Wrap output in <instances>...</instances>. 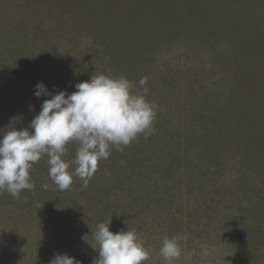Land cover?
Returning a JSON list of instances; mask_svg holds the SVG:
<instances>
[{
	"label": "rangeland",
	"instance_id": "374dc122",
	"mask_svg": "<svg viewBox=\"0 0 264 264\" xmlns=\"http://www.w3.org/2000/svg\"><path fill=\"white\" fill-rule=\"evenodd\" d=\"M108 68L149 77L155 132L113 149L87 188L58 190L44 156L34 190L0 192V264H93L110 218L145 241L143 264H168L173 235L171 264H264V0H0V133L39 113L38 82L71 93Z\"/></svg>",
	"mask_w": 264,
	"mask_h": 264
},
{
	"label": "clouds",
	"instance_id": "9594fccd",
	"mask_svg": "<svg viewBox=\"0 0 264 264\" xmlns=\"http://www.w3.org/2000/svg\"><path fill=\"white\" fill-rule=\"evenodd\" d=\"M149 77L139 87L124 75H91L75 84V91H52L43 82L34 95L43 99L41 110L29 125L0 133V192L20 199L24 190H34L31 170L47 156L48 176L60 191L68 190L74 177L87 188L98 170V162L109 158L113 149L123 151L141 134L147 139L155 132L157 103L149 100ZM32 107V106H30ZM77 145L75 157L65 159L68 145ZM43 189H49L45 183ZM111 218L97 225L93 234L98 257L93 264H143L150 259L145 241L134 228L110 231ZM180 237H165L160 255L168 264L181 254ZM48 264H81L67 252L55 253Z\"/></svg>",
	"mask_w": 264,
	"mask_h": 264
}]
</instances>
